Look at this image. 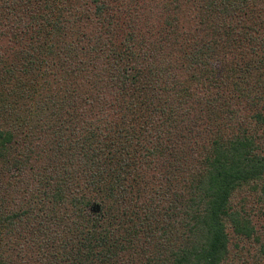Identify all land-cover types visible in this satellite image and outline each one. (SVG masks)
Here are the masks:
<instances>
[{
  "label": "trees",
  "instance_id": "1",
  "mask_svg": "<svg viewBox=\"0 0 264 264\" xmlns=\"http://www.w3.org/2000/svg\"><path fill=\"white\" fill-rule=\"evenodd\" d=\"M262 215L264 0H0V264H264Z\"/></svg>",
  "mask_w": 264,
  "mask_h": 264
},
{
  "label": "rangeland",
  "instance_id": "2",
  "mask_svg": "<svg viewBox=\"0 0 264 264\" xmlns=\"http://www.w3.org/2000/svg\"><path fill=\"white\" fill-rule=\"evenodd\" d=\"M239 198H240V197H239ZM236 199H238V197H237ZM258 224H264V215H262V216H260V217L258 218ZM260 234H261V236H263V238H264V230H261V231H260ZM234 240H235V237H232V242H233ZM245 243H247V242L244 241V240L238 241V244H239V245H244ZM245 247H247V246H245ZM239 262H240V261H238V263H239ZM247 263L249 264L250 261L248 260Z\"/></svg>",
  "mask_w": 264,
  "mask_h": 264
}]
</instances>
